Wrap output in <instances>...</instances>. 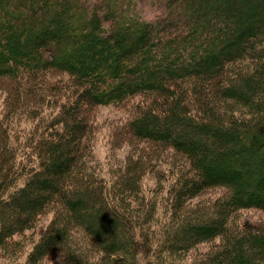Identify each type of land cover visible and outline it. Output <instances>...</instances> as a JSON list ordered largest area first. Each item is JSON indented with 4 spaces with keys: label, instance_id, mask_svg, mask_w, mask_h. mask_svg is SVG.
<instances>
[{
    "label": "trees",
    "instance_id": "obj_1",
    "mask_svg": "<svg viewBox=\"0 0 264 264\" xmlns=\"http://www.w3.org/2000/svg\"><path fill=\"white\" fill-rule=\"evenodd\" d=\"M160 1L0 0V80L12 91L5 116L16 118L30 102L41 130L16 158L0 123V247L52 204L60 212L24 264H43L60 245L66 260L55 264H98L67 244L78 230L103 255L122 256L115 264H139L144 250L164 264L165 254L218 235L221 242L192 264H264V228L227 226L236 210L264 212V0ZM138 2L154 10L144 13ZM137 96L123 132L185 161L166 173L168 225L139 234L154 198L138 215L121 201L139 192V173L125 177L130 187L116 190L114 201L96 168L78 164L93 109ZM214 187L223 192L207 211L183 213ZM109 224L114 233L103 230Z\"/></svg>",
    "mask_w": 264,
    "mask_h": 264
},
{
    "label": "rangeland",
    "instance_id": "obj_2",
    "mask_svg": "<svg viewBox=\"0 0 264 264\" xmlns=\"http://www.w3.org/2000/svg\"><path fill=\"white\" fill-rule=\"evenodd\" d=\"M163 1H160L161 7H163ZM137 7L143 10L144 13L154 10V5L151 2H138ZM52 79H57V76ZM8 86L5 80H0V123L2 127L6 128L4 132L5 138L8 140L6 148L12 150L16 154V158H19L20 153L29 152L31 149L26 146L28 143L25 142V139L28 137L37 138L41 134V130H36L34 127V123L38 119L36 117L31 118L29 115L30 102L26 101L24 105L21 103L20 108L17 109L19 114L16 118L5 116V112L9 109L8 105L10 104H8V101L12 93ZM140 99L137 96V98L128 100L121 105L98 106L93 109L89 117L90 131L84 138V142L88 143V147L85 146V155L78 162V164L81 162L80 166L96 168L95 172H98V176L102 178L107 189L110 190V196H113L114 201L118 200L114 196L115 193H118L116 190L130 187L125 177L130 176V173L133 176L139 173L138 179L141 178L139 192H130L129 195L126 192L121 197L123 207L130 215H138L145 207L152 206L150 201L154 198L156 211L151 215L152 220L143 224L141 229L137 231L138 234L140 230L142 231V227V232H146L145 230L150 226L152 229H154L153 227L156 228L160 221L168 225L169 218L165 217L164 214L167 213H164L161 207L162 198L167 194V187L171 184L170 177L169 175L166 177V173L169 169L177 173L184 168L185 164L183 157L171 149L158 147L151 142L135 140L123 132V130L125 131L124 124L126 120L136 111L135 101ZM22 101L25 100L22 99ZM231 109L237 110L238 107L233 105ZM46 111L48 112L50 109L46 108ZM3 114L4 116H2ZM222 192L221 187L204 190L201 194L186 202L183 213L187 214L192 210H196L197 213L207 211L213 199ZM56 205L52 204L39 214L35 218L32 228L24 230L22 234H15L13 239L8 240L7 244L0 247V264H24L25 253L29 250L31 243L47 231L54 215L56 213L60 214ZM227 226L230 230L244 227L250 229L264 228V212L255 208L236 210L228 217ZM112 228L109 224L103 230L114 233ZM221 240L222 236L218 235L203 240L185 250L172 253L170 256L165 254L164 264H192L194 260L199 259L218 245ZM70 241L71 245H74L73 247L85 250L92 257V261H97L98 264H115V260L122 258V256L103 255L92 245L89 236L80 230L70 233L68 245H70ZM140 244L142 249L144 244L142 242ZM152 244L155 245L156 240H152ZM150 254L144 250L139 255V264H152L153 259ZM63 260H66V245L55 247L43 258L42 263L55 264Z\"/></svg>",
    "mask_w": 264,
    "mask_h": 264
}]
</instances>
